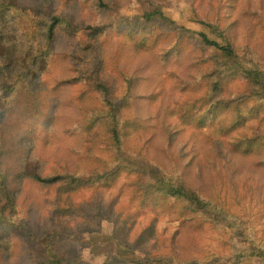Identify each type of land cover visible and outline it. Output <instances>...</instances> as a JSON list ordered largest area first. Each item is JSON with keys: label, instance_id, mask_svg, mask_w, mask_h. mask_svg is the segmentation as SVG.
I'll use <instances>...</instances> for the list:
<instances>
[{"label": "trees", "instance_id": "1", "mask_svg": "<svg viewBox=\"0 0 264 264\" xmlns=\"http://www.w3.org/2000/svg\"><path fill=\"white\" fill-rule=\"evenodd\" d=\"M76 5L88 10L93 20L87 22L78 17ZM170 6L178 10L179 20H173L167 12ZM12 7L20 8L21 14H13ZM26 17L36 30L39 49L29 44V32L22 27ZM254 19L261 39L260 51L253 46L250 34L243 45H238L231 27L223 24L218 8L212 16H204L196 0H186L184 7L174 0H0V264H108L107 256L99 263L94 255H86L79 248L95 246L91 236L102 233L103 226L120 248L138 254L137 258L116 256L115 264H199L181 256L173 242L163 241L155 228L161 214L200 232L216 230L222 237L220 248L205 264H264V242L258 240L257 231L250 236L247 231L234 228L223 204L191 185L179 173L182 170H167L149 158L128 135L131 119L124 110H132L136 101L131 78L119 83V96L114 80V72L121 68L117 63L81 59L93 49V42L113 26L118 29L123 25L127 34L128 23L139 27L160 23L177 39L178 51L196 49L198 62L212 74L200 97L207 100L210 109L199 115L195 130L204 134L198 129L200 122L215 120L209 126L217 142L214 146L224 145L229 135L226 147L232 155H257L255 166L264 169V154L252 153L258 145L264 150V134L260 130L264 120L263 8ZM189 21L199 29H189ZM62 39L76 42L79 57L70 60L69 71L58 64L55 72L46 74L40 63L45 55L58 50ZM56 75L61 79L50 88L55 93L52 99L60 103L54 119L76 105L78 125L87 130L86 134L94 131L95 139L102 136L103 146L99 155L84 156L85 162L91 161L89 167L74 172L58 163L61 171L47 174L49 162L42 165V160L32 153L37 150L35 140L40 135L37 131L43 117L46 78ZM58 84L70 89L59 90ZM195 86L193 83L191 89ZM197 100L189 97L182 103L186 115L198 110ZM243 113L257 121L249 132L242 128L246 122ZM112 188L118 189L127 205L155 212L135 236L127 227L133 215L117 209L103 195ZM78 189L88 193L77 203H65L71 199L68 195ZM261 196L262 212L256 213L254 220L263 224L264 190ZM33 206L42 214L36 222L30 215ZM227 228L231 229L232 241L223 230ZM233 236L242 245L236 244ZM77 242L79 246L75 245ZM151 243L160 251L151 252ZM14 254H18L16 263L11 260Z\"/></svg>", "mask_w": 264, "mask_h": 264}, {"label": "rangeland", "instance_id": "2", "mask_svg": "<svg viewBox=\"0 0 264 264\" xmlns=\"http://www.w3.org/2000/svg\"><path fill=\"white\" fill-rule=\"evenodd\" d=\"M72 1L67 0L69 3ZM174 1L179 7H184L186 0ZM196 3L204 16H212L218 8L223 24L231 27L238 45H243L246 36L250 34L255 49L261 50L259 46L261 39L257 36L254 18L261 8L264 9V0H196ZM254 10L257 12H252ZM76 11L77 16L83 20L87 22L93 20L88 10L76 5ZM12 12L20 15L21 9L12 7ZM167 12L173 20L180 19V14L174 6L167 8ZM186 25L191 30L199 29L194 22H186ZM128 26L127 34L123 32V25L118 29L114 26L108 29L96 42H93V49L81 57L86 62L98 60L106 64L112 61L121 67L114 72L119 96L121 95L119 83L131 78L132 95L136 97V101L132 110H124V114L131 119L127 129L128 135L131 134L130 137L146 151L149 158L166 166L167 170H182L179 173L184 174L191 185L205 191L223 204L234 228L243 229L250 236L253 231H257L258 240L264 242V223L260 224L254 220L256 213L259 215L258 212H262L261 193L264 190V169L255 166L258 156L247 158L248 156L232 155L226 147L229 135L225 137L224 145L215 147L217 142L209 132V126H213L215 120L207 118L200 122L198 129L203 130L204 134H199L195 130L199 115L204 109H210L207 100H200V97L204 95L212 77L209 71H204L205 65L198 62L199 53L196 49L192 50L188 47L183 52L178 51L180 45L177 39L170 31L163 30L160 23L149 27L128 23ZM22 27L29 32V44L39 49L36 30L33 29L28 17L24 18ZM76 46L74 40L62 39L57 51L52 50V55L43 57L40 66L44 68V73L55 72L58 64H63L69 71L70 60L79 57ZM137 48L141 51L137 52ZM261 60L264 61V51ZM59 79L61 78L58 75L46 78L43 117L39 120L37 131L40 135L35 140L37 150L32 153L34 157L42 160V165L46 166L49 162L47 174L54 170L61 171L60 167H69L74 172L79 171L83 166L87 168L91 165V161L85 162L84 156L99 155L103 146L100 143L102 136L95 139L94 131L86 134L87 130L78 125L76 105L70 107L66 114H59L57 119H54L55 109L60 103L52 99L55 93H52L50 88ZM193 83H196V86L191 89ZM57 86L59 90L70 89L60 84ZM227 87H231L230 82ZM189 97L198 99L196 102L198 110L193 109L192 115H186L182 110V103ZM261 113L264 114V107ZM243 115L246 122L242 128L249 132V127L256 125L257 121L250 118L247 113ZM260 130L264 134V120ZM255 147L252 153L264 154L261 145ZM87 193L86 189H78L77 192L68 195L71 199L66 200L65 203H77ZM103 195L106 201H110L117 209L133 215L134 218L127 223L132 236H135L147 225L150 218L155 216V212L146 208L140 209L134 204L127 205L123 201L125 197L120 196L116 188L107 190ZM30 215L33 222L38 221L42 216L35 206ZM65 222L61 220V223ZM218 224H222V221ZM155 228L163 241L173 242L181 256L189 262L199 264L211 260L222 241L216 230L210 229L208 234L200 232L188 227L187 223L180 225L179 222L169 221L166 214L157 217ZM223 230L227 233V239L232 241L231 229ZM88 241L90 242V236ZM91 241L96 245L90 249L86 246L79 248L86 255H94L99 263H102L106 256L105 263L108 261V264H115V257L119 255L138 257L137 253L123 250L112 241L106 226H103L102 233L92 235ZM233 241L242 245L241 240L236 236H233ZM75 245L80 244L77 242ZM149 249L151 252L160 251V248L153 243L150 244ZM11 260L16 263L18 254H14ZM243 264L257 263L247 261Z\"/></svg>", "mask_w": 264, "mask_h": 264}]
</instances>
